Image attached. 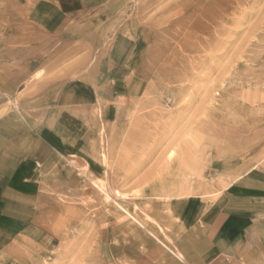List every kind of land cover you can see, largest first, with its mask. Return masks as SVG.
<instances>
[{"label": "rangeland", "instance_id": "1", "mask_svg": "<svg viewBox=\"0 0 264 264\" xmlns=\"http://www.w3.org/2000/svg\"><path fill=\"white\" fill-rule=\"evenodd\" d=\"M46 1L0 0V116L29 66L34 78L52 65L50 77L75 66L88 76L111 54L112 24L85 51H61L33 15ZM118 10V37L131 39L132 22L143 42L106 91L115 121L99 167L54 164L34 207L14 212L22 226L0 227V264H198L187 238L200 239L227 187L264 172V0H118ZM230 264H264V247L247 244Z\"/></svg>", "mask_w": 264, "mask_h": 264}, {"label": "crops", "instance_id": "2", "mask_svg": "<svg viewBox=\"0 0 264 264\" xmlns=\"http://www.w3.org/2000/svg\"><path fill=\"white\" fill-rule=\"evenodd\" d=\"M36 5L34 18L47 34L58 37L61 51H85L79 45L96 29L112 24L120 33L125 20L118 12V0H47L45 10ZM124 29L131 39L125 41L116 34L111 54L100 59L88 76L82 71L75 76V66L65 71L64 79L50 77L56 68L52 65L45 66V76L34 78L38 70L29 66L30 74L19 82L27 88L16 92L12 107L0 116V227L22 226L14 212L34 207L42 187L52 183L54 164L76 170L81 165L90 173L99 167V137L115 121L106 91L121 71L131 67L143 42L142 32L132 22ZM123 46L127 48L124 56L119 53ZM56 83L61 84L54 88ZM3 106L5 102L0 109ZM201 233L198 241L193 235L187 238L189 259L198 264H230L247 244L264 247V172L248 171L227 187ZM253 253L248 256L255 258Z\"/></svg>", "mask_w": 264, "mask_h": 264}, {"label": "bare ground", "instance_id": "3", "mask_svg": "<svg viewBox=\"0 0 264 264\" xmlns=\"http://www.w3.org/2000/svg\"><path fill=\"white\" fill-rule=\"evenodd\" d=\"M221 26V25H220ZM179 27V26H178ZM222 29V28H221ZM221 31V30H220ZM214 32V31H213ZM215 33V32H214ZM215 35V34H214ZM215 37V36H214ZM216 37H218V36H216ZM210 39V38H209ZM218 39H219V37H218ZM217 40V39H216ZM209 43V42H208ZM219 43H222L221 41L219 42ZM209 44H207V46H208ZM216 45V44H215ZM218 45V44H217ZM219 45H222V44H219ZM218 45V46H219ZM210 46V45H209ZM208 46V47H209ZM214 47V46H213ZM210 48V47H209ZM211 48H212V46H211ZM210 48V49H211ZM172 154V153H171ZM171 154H170V156H171ZM168 159V158H167ZM170 160V159H169ZM191 188H189V186L187 185L185 188H184V190H183V192L182 193H184L185 195H190L191 193H190V190ZM103 193V192H102ZM182 196V195H181Z\"/></svg>", "mask_w": 264, "mask_h": 264}]
</instances>
